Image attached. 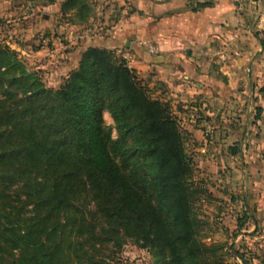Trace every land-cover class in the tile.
<instances>
[{
    "label": "trees",
    "instance_id": "1",
    "mask_svg": "<svg viewBox=\"0 0 264 264\" xmlns=\"http://www.w3.org/2000/svg\"><path fill=\"white\" fill-rule=\"evenodd\" d=\"M190 173L177 118L112 52L87 49L52 93L0 50V264H106L100 249L127 240L151 264H214L197 240Z\"/></svg>",
    "mask_w": 264,
    "mask_h": 264
},
{
    "label": "rangeland",
    "instance_id": "2",
    "mask_svg": "<svg viewBox=\"0 0 264 264\" xmlns=\"http://www.w3.org/2000/svg\"><path fill=\"white\" fill-rule=\"evenodd\" d=\"M65 1L0 0V50L10 53L52 93L65 85L89 48L105 49L122 60L134 70L151 99L167 104L178 120L184 152L191 166L188 185L194 193L192 211L197 221V240L214 248L208 254L209 260L214 264H244L243 260L247 264H264V238H259L264 229L260 220L264 214V152L257 119L263 95L258 92V68L253 65L258 55L257 45L251 40L250 47L243 46L242 40L235 38L240 32L239 23V27L227 28L234 40L226 32L214 43L215 35H211L197 48L182 49L179 53L160 52L155 42L150 41L140 43L139 52L124 45L112 49L109 45L119 29L125 42L135 44L140 40L129 31L134 23L132 17H141L135 3L81 0L79 9L63 11ZM183 1L189 3L188 8L233 6L239 16H243V10L244 13L250 10L252 3L250 0ZM148 45L157 52L149 53ZM243 48L250 52L244 60ZM124 55H130L133 62L124 61ZM159 56L163 63L173 62L169 69L152 68L153 59ZM178 57L186 59L196 74L186 86L178 87L180 91H176L177 86L185 81L171 75L177 68ZM137 64L146 67L138 70ZM101 118L105 126H113L106 112ZM111 135L117 137L114 130ZM230 148H235L237 153L231 154ZM20 186L13 185L7 191L13 201L16 196L24 198ZM27 211L25 217L30 216ZM97 257L106 264L152 263L150 251L131 240L121 247L109 243L100 249Z\"/></svg>",
    "mask_w": 264,
    "mask_h": 264
},
{
    "label": "crops",
    "instance_id": "3",
    "mask_svg": "<svg viewBox=\"0 0 264 264\" xmlns=\"http://www.w3.org/2000/svg\"><path fill=\"white\" fill-rule=\"evenodd\" d=\"M136 5L137 13H141V17H132L133 24L129 26V31L134 34L138 43L125 42L121 37V29L117 30L115 39L112 40L109 47L120 48L124 47L128 50L141 51L140 43L155 42L160 52H180L182 49H192L204 44L209 36H213L216 43L223 33L227 32L228 38H234L233 33H229L227 28L231 30L233 26H238L235 38L239 37L240 44L243 46L257 45V57L253 59V65L257 66L258 77V92L263 95V99L259 101L257 110L258 125L261 133H259L261 145L264 152V0H257L255 4L251 3L250 10H244L243 16L235 13L233 6L208 7V8H188L189 3L183 0H132ZM251 1V0H250ZM248 17V18H247ZM245 22V23H244ZM225 26V27H224ZM229 26V27H228ZM153 30L150 32L149 30ZM219 33H221L219 35ZM234 40V39H233ZM249 41V42H248ZM212 42V41H211ZM154 44V43H151ZM243 60L249 56L248 48L242 49ZM152 68L169 69L173 62H164L162 56L158 59H153ZM146 66L137 64L138 70L144 69ZM252 70V68H251ZM255 74L252 70L251 75ZM172 76H178L185 82L184 85L177 86L178 89L186 86L188 80L195 78L196 74L189 68L188 61L182 57L177 58V68L171 73ZM250 77V75H248ZM199 78H201L199 76ZM169 86V84H168ZM263 143V144H262ZM260 144V143H259ZM264 154V153H263ZM264 203V200H263ZM264 207V205H263ZM264 226L263 218H260ZM260 234L259 238H264Z\"/></svg>",
    "mask_w": 264,
    "mask_h": 264
},
{
    "label": "built area",
    "instance_id": "4",
    "mask_svg": "<svg viewBox=\"0 0 264 264\" xmlns=\"http://www.w3.org/2000/svg\"><path fill=\"white\" fill-rule=\"evenodd\" d=\"M197 1L204 2V3H216V2H228L230 0H197ZM146 48H147L148 52L151 54H155L157 52L156 48L152 47L150 45H148ZM123 60L128 62V63L133 62L132 57L130 55H124Z\"/></svg>",
    "mask_w": 264,
    "mask_h": 264
},
{
    "label": "water",
    "instance_id": "5",
    "mask_svg": "<svg viewBox=\"0 0 264 264\" xmlns=\"http://www.w3.org/2000/svg\"><path fill=\"white\" fill-rule=\"evenodd\" d=\"M251 2H252V3H256V2H257V0H251Z\"/></svg>",
    "mask_w": 264,
    "mask_h": 264
}]
</instances>
